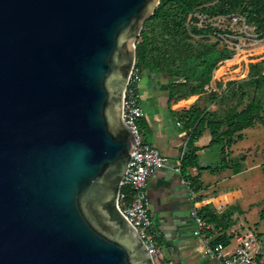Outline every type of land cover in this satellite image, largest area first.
Wrapping results in <instances>:
<instances>
[{"label":"water","instance_id":"1","mask_svg":"<svg viewBox=\"0 0 264 264\" xmlns=\"http://www.w3.org/2000/svg\"><path fill=\"white\" fill-rule=\"evenodd\" d=\"M159 1L0 0V264H154L117 204Z\"/></svg>","mask_w":264,"mask_h":264},{"label":"trees","instance_id":"2","mask_svg":"<svg viewBox=\"0 0 264 264\" xmlns=\"http://www.w3.org/2000/svg\"><path fill=\"white\" fill-rule=\"evenodd\" d=\"M197 8L210 16L238 14L264 36V0H160L136 42L135 69L141 79L166 78L169 103L198 96L189 109L178 111V120L192 135L210 133L211 146L221 157L214 171L230 169L238 174L243 158H230L231 147L243 139L245 130L264 127V61L249 64L242 80L208 87L219 63L230 60L234 53L207 38L212 30L186 26L189 13ZM212 105L215 110L210 109ZM138 128L143 138L142 120ZM194 166L198 167L194 154L183 157V172ZM261 168L264 174V164ZM200 214L220 231L231 225L223 215ZM224 240L223 236L217 238L223 245Z\"/></svg>","mask_w":264,"mask_h":264},{"label":"crops","instance_id":"3","mask_svg":"<svg viewBox=\"0 0 264 264\" xmlns=\"http://www.w3.org/2000/svg\"><path fill=\"white\" fill-rule=\"evenodd\" d=\"M242 72H245V77L248 73L247 66ZM215 75L213 77L214 81H211L208 86L210 88L215 86L216 82H220V77L216 78ZM144 79L148 81H144ZM148 82L152 83L150 88L152 113L146 111V117L142 119L143 125H145L143 129H146L155 141L154 145L151 144L152 146L156 148L161 143V153L169 161V168L154 173L147 187V194L151 201L150 214L154 222L153 230L159 236V250L161 246L164 247L165 261L168 264H221L207 256L203 245L194 238V225L190 214L194 207L198 213L203 212L208 216L221 217L223 215L224 221L230 222L231 225L224 231L217 229V238L223 236L225 246L228 248L235 247L237 238L243 234L245 229H249L245 223H236L231 217V212L239 207L238 201L242 194L237 186L236 179L239 176L238 174L244 172L246 164L244 161L240 162L242 171L238 174H234L230 169L214 171L221 157L211 146V135L208 131L201 135H192L189 131L183 129L182 122L178 119H176L173 128L169 130L163 121L161 111L163 108H168L171 105L175 109L174 112L178 113L183 108L189 109L198 96L190 97L188 100L172 105L168 102L169 81L166 78H156L154 81L143 78L140 82L142 89L146 87ZM140 86L139 90H141ZM210 109L212 110V106H210ZM255 127L258 128L259 126ZM245 135L246 130L243 132V139ZM237 143L230 149V158L241 160L245 156H243L242 151L239 152L236 147ZM249 151L247 150L246 154H249ZM193 154L197 158L198 167L187 168L182 173L191 181L195 190L196 200L194 205L189 200L186 187L181 183L180 175L174 171V166L176 164L181 165L183 157ZM208 166L211 168L207 169ZM192 173L196 174V178L192 176ZM227 181L230 183L228 184ZM204 185H206L207 191H203ZM261 246L264 248V244Z\"/></svg>","mask_w":264,"mask_h":264},{"label":"built area","instance_id":"4","mask_svg":"<svg viewBox=\"0 0 264 264\" xmlns=\"http://www.w3.org/2000/svg\"><path fill=\"white\" fill-rule=\"evenodd\" d=\"M186 26L212 30V34L207 38L219 44L221 48L233 51L231 59L240 57L247 46L264 43V36L261 38V34H257L254 27L248 26L244 18L235 13L210 16L197 8L189 13ZM248 31L251 34H247ZM247 41L253 44L246 45ZM141 81L134 66L123 92L122 120L134 135L135 147L121 183L117 205L128 223L137 231L153 263L168 264L165 259L158 257L159 236L153 230L154 222L150 214L151 201L147 187L154 173L169 168V161L157 148L145 142L139 132L138 122L146 117L139 92ZM174 171L180 175L181 183L186 187L189 200L194 205L196 194L191 181L182 173L180 164L174 166ZM190 216L194 225L193 236L203 245L205 254L210 258L221 264H264V248L251 230L245 229L237 238V245L228 248L217 242L218 230L194 207Z\"/></svg>","mask_w":264,"mask_h":264},{"label":"rangeland","instance_id":"5","mask_svg":"<svg viewBox=\"0 0 264 264\" xmlns=\"http://www.w3.org/2000/svg\"><path fill=\"white\" fill-rule=\"evenodd\" d=\"M247 34L251 33L248 31ZM249 44H253V42L247 41L246 45ZM257 49L259 50L256 52L255 50ZM259 61H264V43L257 46H247V48L242 52L240 59L236 58V60L232 62L223 64L219 63L220 65H218V70L216 69L217 72L215 77H220L219 83H222L223 85L227 81L242 80L245 78V72L243 73L242 70L245 69L246 66L248 67L249 64L257 63ZM213 77L211 81H214ZM144 81L148 80L144 79ZM216 81L218 80L216 79ZM151 86L152 83L148 82L146 83V87H144V89L140 86L141 90H139L141 95V104L144 110L148 113H152L150 105ZM212 88L215 89V86ZM171 104L173 105V103ZM174 110V107L172 108L171 105H169L168 108H163L161 110L164 118V125L166 128L168 127L169 130L173 128L176 119H178V114L176 111L174 112ZM212 110H215L214 105H212ZM143 126L145 128V125ZM142 134L143 138L147 142L154 145L155 141L146 129H143ZM236 147L239 149V152L242 151L243 156H245V158L243 157V161L246 164V169L243 173L238 174L239 176L236 179L237 186L241 190L242 194L238 201L239 207L231 212V217L236 223H245L246 226L255 234L257 239L260 241V244H264V174L261 168L264 164V127H254L246 130L245 138L241 142H238ZM156 148L160 151V153L162 152L161 143H159ZM247 150H250L249 154H246ZM192 176L196 178L195 173H192ZM227 183L229 184L230 182L227 181ZM203 191H207L206 185H204ZM158 257L160 259H165V249L163 246H161L158 251Z\"/></svg>","mask_w":264,"mask_h":264},{"label":"bare ground","instance_id":"6","mask_svg":"<svg viewBox=\"0 0 264 264\" xmlns=\"http://www.w3.org/2000/svg\"><path fill=\"white\" fill-rule=\"evenodd\" d=\"M236 58H240V57H238V56H235L233 59H231V60H228V62H232V61L236 60Z\"/></svg>","mask_w":264,"mask_h":264}]
</instances>
